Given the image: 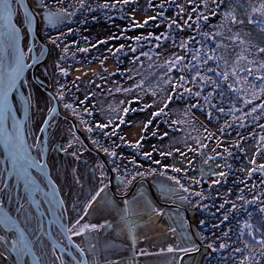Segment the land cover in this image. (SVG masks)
Wrapping results in <instances>:
<instances>
[{
	"label": "snow or ice",
	"instance_id": "snow-or-ice-1",
	"mask_svg": "<svg viewBox=\"0 0 264 264\" xmlns=\"http://www.w3.org/2000/svg\"><path fill=\"white\" fill-rule=\"evenodd\" d=\"M135 2L136 0H115L113 4L105 3L101 7L108 9ZM209 2L210 0H200L199 3L197 0H186V4H178L176 0H162L158 7L164 9L166 4L174 5L177 9L175 16L166 17L163 12H159L157 16L148 17L143 23L134 21V26L142 28L149 20L159 17L160 22L166 26L167 34L153 36L149 33L148 36L125 37L134 39L138 45L141 40L150 42L154 39L157 41V49L161 48L162 41H170L173 48L179 50L166 55L162 63L149 65L163 69L156 87L165 92V97L159 101L162 106L151 113V118L143 128L146 130L154 119L167 116L168 112L165 110L169 109L172 102L179 101L184 105L183 119L165 120L164 123L169 124V127L184 124L190 131L179 141L170 144L167 150L157 149L153 145V151L143 152V157L150 161L151 165L159 166V170L150 166L146 170L147 175L164 178L156 182L160 199L154 200L147 193L138 192L131 199H124L122 206L111 205L107 214L101 213L103 223H100L85 218L91 215L90 210H95L94 205L108 187L103 184V172L100 180L102 186L98 189L93 186L94 194L90 195L79 210L76 201H71V212L75 215H69L70 210L66 206L65 198L60 194L61 188L57 187L50 176L49 162L45 159L46 142L42 144L41 138L35 135L30 126V113L33 109L40 110L39 100L32 91L23 97L21 106L26 117L23 121L17 119L18 110L14 108V90L18 85L23 87L30 84L25 77V70L39 63L37 58L27 55L22 48L23 28L14 23V17L23 9L21 24L27 26V33L33 31V23L36 22L37 39L43 36L45 44L60 48L62 53L66 54L69 46L65 44L61 48L62 38L73 34L75 30H60L56 36H53L51 31L57 30L66 20L74 17L77 11L84 8V0H79V8L75 11L68 10L71 5L57 7L53 11L46 0H35L32 6L25 4L24 0H0V264H137V255L155 258L151 264H184L185 257L200 253L201 247L211 253L231 249L232 255L221 257L224 264H264V190L257 192L256 184L249 186L246 180L241 179L233 181L238 192L235 200L222 198L223 202L216 206L215 198L211 195L214 186L227 183L233 171L232 164L227 163V160L238 158L237 153L247 159V165L235 171L242 172L249 179L258 173L260 184L264 186V162L257 160V157L264 160V122H261L264 121V0H235V3L233 0H211L215 8H210ZM57 3L62 4L63 0H57ZM201 4L204 11L199 10ZM187 5H194L190 13ZM222 6L223 11L217 13V9ZM210 15L218 16L217 23L210 25ZM37 16L42 18L41 21H36ZM41 25L47 26V30ZM193 29L196 35H188L185 38L183 33ZM120 38L115 35L109 37L111 40ZM84 39L87 41V37ZM73 43L78 44V41ZM107 43L108 40L98 41V44ZM32 45L36 46V39ZM33 46H24L28 54L33 52ZM96 47L97 44H91V48ZM125 47V44H120L114 52L111 48L108 51L113 56L117 53L126 55ZM129 50L133 54L137 52L136 47L129 46ZM77 51L88 53L90 49L78 47ZM40 55L43 56L44 52L41 51ZM160 56V52L150 54L140 51L138 56L133 55L131 63L140 62L141 57H147L151 61L153 57L158 60ZM28 59L33 60L32 65L26 62ZM107 59L105 56L104 60ZM104 60L100 61L101 64ZM54 69L64 77L69 75L68 69L58 62L54 63ZM126 71L131 72L132 69ZM100 78L106 79L103 76ZM76 79L79 80L80 77ZM128 79L134 80V77L129 75ZM73 84L79 91V85L75 81ZM161 84L165 87H161ZM135 87L143 89L144 80L136 81ZM64 88L65 86L61 85L57 90L59 101L65 99ZM116 91L132 92L133 88L117 86ZM144 91L146 94L150 91L154 99L151 104L140 108V111L153 108L157 104V90L150 86ZM45 103L50 105L51 101L46 100ZM78 103L83 105L85 101L80 100ZM123 103L121 101V104ZM63 107L73 116H80L73 108V103H64ZM56 111V108H47L49 119L42 121L44 125L50 126V119ZM84 111L89 116L93 114L87 107ZM112 111L123 113L118 119L120 124H124V116L136 109L123 107L113 108ZM201 116L212 125L211 128L201 121ZM80 122L82 125L87 123L83 118ZM113 123L111 120L108 123H96L94 127H87L86 130L89 133L99 130L109 136L104 130ZM257 128L259 132L256 131ZM45 131L44 127H39V132ZM174 131L183 132L184 129L176 128ZM232 131L236 133V137L224 146L226 141L223 137H230ZM111 135H116L115 127ZM152 135L156 136L157 132L154 131ZM28 136H32V143L28 142ZM166 137H169L168 131H164L159 139L163 141ZM249 138L254 141L251 155L249 150L243 147ZM73 139L79 140V137L73 133ZM120 139L123 141L124 138ZM206 141H214L215 145L210 148ZM92 143L98 142L93 140ZM175 143H181L182 147H176ZM72 147L73 142L69 141L68 147L63 151L67 152L68 148ZM130 147L141 148L142 144L137 141ZM33 148L36 149L35 155ZM219 148L223 150L217 151ZM233 149L236 150L235 153ZM103 151L111 157L117 155L115 151L109 152L107 148ZM154 152H158L164 160L173 158V162L166 164L162 159H155ZM210 152L212 154H209ZM177 154L179 160L176 159ZM71 155L79 159L76 151ZM217 157L225 160V164L217 163ZM196 158L199 159L198 165ZM132 163L135 164V161ZM98 167L103 169L104 165L100 164ZM113 170L119 172V168ZM169 172L172 175H169ZM146 173L137 171L130 180L125 177L120 179L126 188L137 176L143 179ZM205 178L211 181L207 193L202 189ZM75 183L80 185L79 177H75ZM186 183L189 186L186 187ZM193 185L201 190L196 191ZM245 189L254 193L251 199L245 196ZM232 194V189L226 193L227 196ZM207 200L213 201L211 206L204 203ZM177 201L179 205L174 211H168L161 206L168 203L176 205ZM184 205L188 206L185 211L191 210L194 214L208 211L212 219L218 222L209 225L208 221L201 219L200 230L192 233L180 214V206ZM226 205L230 207L226 208ZM253 206L255 212L251 210ZM211 207H215L216 212H211ZM112 212H115V216L109 219ZM217 212L221 214L220 217L216 216ZM145 216L147 226L155 235L149 236L147 232L141 235L149 242L150 248L158 249L156 251H150L148 248L137 249V229ZM254 219H257L256 224L252 222ZM161 221L166 223H160ZM233 221L235 228L232 227ZM226 222L227 230H224L221 225ZM109 229L115 231L117 237L130 239L131 245L105 242L101 247L100 233ZM216 230H220L221 235H217ZM208 231H211L210 236L203 234ZM74 237H80L81 242L75 243ZM65 241L67 243H64ZM58 247L60 255L56 254ZM71 248H74L78 255L73 254ZM125 248H130L133 253L126 258L121 252V249ZM65 250H69L68 255L72 258L70 262L65 260ZM237 255L239 259H236ZM114 256L121 258L114 259Z\"/></svg>",
	"mask_w": 264,
	"mask_h": 264
},
{
	"label": "rangeland",
	"instance_id": "rangeland-1",
	"mask_svg": "<svg viewBox=\"0 0 264 264\" xmlns=\"http://www.w3.org/2000/svg\"><path fill=\"white\" fill-rule=\"evenodd\" d=\"M157 1H162V0H136L135 3H132L130 5H133L136 12L146 13L148 11L149 3L150 2L151 3H153V2L157 3ZM184 1H185L184 4H186V0H184ZM46 2L52 7L53 11H55L57 7H68L69 5L72 6V0H63L62 4H58L57 0H46ZM233 2L235 3V0H233ZM30 3H31V5H34L35 0H30ZM209 5H210V7L215 8V4L211 3V0L209 2ZM192 7H193V5H187L188 12H191ZM221 11H223V6L220 9H217V13H219ZM130 12H131L130 15L134 14V11H130ZM22 18H23V12L20 9L18 16L15 17V21L19 25L18 27L23 28V32H22L23 48L25 50V53L27 55H30L27 53V48L24 47L25 45L29 46V36L27 33V28H26L27 26L21 24ZM39 19L41 21L42 18L39 17ZM217 20H218V16H211L210 15V25L217 23ZM66 23H67V20H66L65 24L60 25L57 30H52L51 34L53 36H56L59 34L60 30L67 32V29H65L66 27L64 28ZM41 26H44L47 30V26H45V25H41ZM109 26H110L109 20L105 19V22H103V24H102V28H103V31H105V32L107 31L106 35L110 31ZM25 33H27V35H25ZM87 35H89V32L87 33ZM183 35H184V37L187 38V36L189 35V31H186L185 33H183ZM69 38H71L70 34L66 38H62L61 48L65 44H67V41ZM47 45L49 46V50H51V51L48 52L47 60L41 66L40 75L44 76L46 81L49 83V85L56 90H58L61 85L65 86V88H64L65 99L63 101H60V105L63 107L64 103H73L74 109H76V111L80 113V116L77 117V116H73L70 111L63 109V111L66 114L70 115L69 116L70 118H72V116L75 118V120L78 124V127H79L78 129H80L81 133L83 134L85 139L89 142V144L94 148V150L101 152L103 154V156L105 157V159L107 160L109 167L113 173V179H112L113 189L112 190L115 191L117 198L121 199V197H119V196L125 195V193H127L133 187L134 183L137 182V185L135 186V188H133L134 190L132 192L133 193L132 196L129 198H126V199H131L133 196H136L138 194V192L147 193L148 196H150L154 200H155V198H154L155 196L157 199H160L158 188L156 187V181H159V180L164 179V178L158 177V176L157 177L149 176V177H151L150 180L153 183V184H150L149 181L138 180V178L136 177V179L132 182L133 185L130 184L126 188L123 186L121 179H120V177H125L126 179L130 180V179H132L133 176H135V174H133V172H132L133 168H131L132 170L130 169L131 165H130L129 159L126 162L125 159L123 158V154H125L128 158V156H130V154L135 153L134 151H137L138 152V153H136L137 156L140 155L141 158H144L143 152H145L142 150V149H144L143 147L135 148V147H127L126 146V149H124L121 146L122 143L129 145V146L135 145L137 141H140L141 144L142 143L147 144L148 142L152 143L153 140H156L160 136L159 134H158V136H151V137L147 138V141H148L147 142L146 139H144V140L142 139V138L147 136L146 132H144V128H143L142 123H135L134 122L130 125H127L128 123L131 122L132 119L133 120L137 119V117L135 115H136V113L140 112L139 109L141 108V107L139 108V106H141V105H140V103H138V101L135 102V107L133 108V109H136L135 113L129 112L127 116H124V119H125L124 124L119 123L118 127L116 124V127H115V125H113L112 128H107L104 130V132L109 133V136H105L99 130H94L92 133H89V132H87L86 128L87 127H94V125L96 123H108L107 116L115 115V113H117V112L112 111V109L113 108L121 109V105H122L121 101H124V102L126 101L125 104L127 105V103H128L127 98L128 97L134 96L137 100V98L140 96V97H142L143 101H150L152 103L154 98L152 97L150 91L147 94L144 91V89H149L150 86H151V88H155L158 92L157 97H155V99L157 100L156 105L162 106L159 103V101H161L165 97V92L159 91V88H157L156 85H157V79H158L159 75H161L163 73V69H157L155 66L149 67V65L150 64L155 65L157 63H162L163 59L166 55H169L173 51H179V50L173 48L171 43H167V44L163 45L157 51V52L161 53V56L158 60H157V58L153 57V60H151V61L147 60L145 63H143L142 65L137 66L135 68V70L133 71V73L131 75L134 77V80H129V79L123 78V80L119 81L118 83L116 82L117 86H119L121 88L132 87L133 88L132 92H124V91L117 92L115 90L113 92L108 91L105 94V92H102V91H100V89H98V90H95L96 95L90 94V96H87L88 99H85V96L91 92L90 91V90H92L91 88H95L94 83H89L90 81H93V77L95 75H98L99 73H102L106 76H109L108 75L110 73L109 71H113L116 69L117 65L115 64V62H113L112 60H109V61H106L103 64H101L100 61L103 60V59H101V60H98L97 62H95L94 64H90V65H87L83 62L73 63L75 61V59L74 60L72 59V61H70L71 59H68L69 57L67 55H65V53H62L60 48H54V46H52L50 44H47ZM35 49H36V52H40V46L37 44V42H36ZM56 62L60 63L61 66L68 69L69 75L67 77L62 76L61 74H59L58 71H56L54 69V63H56ZM137 72H139V74H137ZM53 73H54V75H53ZM153 73H155V75H153ZM77 77H80V79L77 80L76 79ZM140 80H144V88L143 89H137L135 87V82L140 81ZM28 81L30 82V84L27 85L28 92L32 91L33 94L37 97V99L39 100V109H40L39 111H37L36 109H33L32 112L30 113V116H31L30 126L32 128V131L35 133V135L36 136L39 135V137L41 138V143H42V137H41V132H39V127H43L42 121L47 116V108L52 107L53 102H52V99L50 98V96L43 90V88L39 87L31 79H29ZM74 81L77 85H79L80 91H77L76 87L73 84ZM161 87H165V86H163V84H161ZM165 91H167L166 88H165ZM46 100L51 101L50 105H46V103H45ZM80 100H84L85 103L83 105L79 104L78 101H80ZM34 103H35V101H34ZM85 107H87L90 111H92V113H93L92 116H89L88 113L84 111ZM183 108H184V105L182 103H180L179 101L175 102L174 104L172 103V104H170L169 109L165 110L166 112H168V115L158 117L155 119L156 121H154L152 123V125L156 122L158 123L157 125H167L166 131L169 132V137H166L163 141L159 140L160 142L156 140L157 142L160 143V145L162 146L161 148L163 150H167L170 144H172L174 141H179L181 139V137H183L188 131H190L188 126L184 125V124H179V125H174L172 127H169L168 124L164 123L165 120L171 121L172 117H174V120H182L183 119V116H182ZM59 110H60V108H59ZM152 112H154V110H151L149 112L148 108H146L144 111H142L145 118H150ZM58 114H62L61 110H60V113H55L53 115V118L50 119V126L51 125L53 126V128L51 129L52 133L56 134L55 144H58V145L60 144L61 149H62L61 151H58V149H56L54 147L52 150L53 153L48 155L47 160H48L49 165L51 167L50 169H51L52 179L53 180L55 179L54 182L56 181L59 188H61V194H62V197L65 198L66 206L69 208V205H70L69 215H75V213L71 212V201H76L77 210L82 208L84 203L90 197V195L94 194L93 193V186H95L96 189H98L99 187L102 186L100 183V180H101V173L103 172V175H104L103 184H106L108 187L106 188L104 193H101V197L98 198V202L94 205L95 210H90L91 215H89L88 217L85 218L86 220H91L93 222H100L101 223V221H102V219L100 218L101 213L107 214V212L110 210L111 205H115L116 207L122 206L123 200H121L119 202L112 195L113 192H111V190L109 188V180H110L109 179L110 178L109 170L105 166V164L102 162L98 153L96 152L97 153V155H96V154H92L90 151H88V148L82 143V141H81L80 137L78 136L76 130H74V132H73V128L75 127L73 122L70 120H69L70 122H67L66 120L60 119L62 117H59ZM131 116H132V118H131ZM81 118H83V120L87 122L86 125L81 124V122H80ZM200 119L208 127H210V128L212 127L211 124H208L205 117L201 116ZM213 123H215V122H213ZM113 127H115L117 137L120 136V137L124 138L123 141L118 140V138H117V140H115V143H117V145H119V147H117V148H119V150L117 151L116 160H114L113 157L109 156L104 151H101L100 149H98L97 145L92 143L93 140H97V138L98 139L100 138V140L102 139L103 145L105 142H107L109 145L112 146L114 136L111 135V132H112ZM47 128H48L47 129V134H48L49 125H47ZM149 128H150V126L148 127V129ZM176 128H183L184 131L183 132L174 131V129H176ZM229 131H231V130H229ZM256 131L259 132L260 130L257 128ZM73 133H75L76 137H79V140H75V142L73 143V146L75 145L76 148L75 149H73V147L68 148V151L65 152V151H63V149L68 147L69 141H71V138L73 139ZM192 134L196 135V133H192ZM108 137H111L110 140L108 139ZM235 137H236V133L234 131L231 132L230 137L229 136L223 137V139L226 141L224 146H227V142H229L231 139H233ZM206 143H209L210 148L215 145L214 141H212V142L206 141ZM253 143H254V141L250 138L247 140L246 143L243 144V147L249 149V147L252 146ZM175 146L176 147H182V144L181 143H175ZM144 150L148 151L147 149H144ZM221 150H223V149L222 148L217 149V151H221ZM73 151L77 152V154L79 155V159H77L76 157L71 155V153ZM209 154H212V153L210 152ZM249 155H251V151H249ZM189 156H191V154H189ZM236 156L238 158H235V157L232 158L233 171L229 175L227 183H223L222 185H216V186H214V190L212 189L211 195L216 199V202H215L216 206H218L220 203L223 202L222 198L235 200V196L238 194V192L236 190V186L233 183L234 180L243 179V180H246L247 182L251 181V179L244 176V174L242 172L235 171L236 169H239L242 166L247 165V159L244 158L243 155L237 153ZM155 159H162L163 162L166 164H171L173 162V158H171V157L164 160L163 158H161L158 155L157 157H155ZM176 159L179 160L178 154L176 156ZM257 160H258V162H264V160H262L260 157H257ZM217 163H220L222 165L225 164L224 160L221 158H217ZM227 163H230V162L227 161ZM241 163H242V165H241ZM100 164L104 165L103 169L98 167V165H100ZM112 164H114V165L116 164V166L119 167V172L113 170V169H116V167H111V166H113ZM124 164H127V166L123 167ZM198 164H199V159L196 158V165H198ZM150 166L156 167L157 170H159V166L151 165V164H150ZM221 170H227V169H221ZM168 174L172 175L171 172H169ZM197 175H198V173H197ZM254 176H255V179H257L258 176L257 175H254ZM75 177H79L80 185H77L75 183ZM205 179H208V178H205ZM182 182H185V181L182 180ZM205 182L206 181H204L203 184ZM203 184H202V189L207 193L208 187H205V185H203ZM149 185L151 186V188L149 187ZM185 186L187 187V186H189V184L186 183ZM242 186L244 187V185H240V187H242ZM260 186L258 185L257 187H260ZM192 187L196 191L201 190L200 187H197L195 185H193ZM229 189H232V191H233V194L231 196L226 195V193ZM245 190H247V189H245ZM217 191L219 192V195H217ZM256 191L258 192V189H256ZM253 194L254 193H251V195H253ZM207 203H210V200H208ZM178 205H179V201H177L176 205L168 203L166 205H161V206L165 207L168 211H174ZM187 207H188L187 205L180 206V214L184 217V222L190 226V231L192 233H195V232L199 231L198 226H197V224H199V221L201 219H205V218H201V217H203L202 214H204V213H201V212L197 213L196 212L194 214L191 210H187L188 215H186L184 209ZM112 216H115V212H112V215L109 217L112 218ZM116 219L118 220V217H116ZM143 219H145V218H143ZM145 220H147V219H145ZM206 220H208V219H206ZM160 223H163V222L161 221ZM209 223L211 224V223H213V221L210 220ZM103 233H105V235H108V234H110V235L113 234L114 236L116 235V232L111 230V229H109L107 232L103 231ZM153 233H154V231L151 230L149 236L154 237L155 234H153ZM209 233L210 232L208 231V232H204L203 234L208 236ZM74 238L76 240H78L79 242H81L80 237H74ZM138 241H140V239ZM107 242L112 243V242H110L109 238L107 239ZM130 245H131V243H130ZM139 248H148L150 251L158 250L155 248H150L149 242L142 240V239L137 246V249H139ZM121 252H122V255L124 258L133 254L131 252L130 248L121 249ZM205 252L206 251L203 249V247H201L200 253H193L190 256H186L185 260H184V264H203L202 263L204 260L203 254ZM114 257H115V259L121 258V257H117V256H114ZM154 260H155V258L141 257L139 255L136 256L137 264H151V262Z\"/></svg>",
	"mask_w": 264,
	"mask_h": 264
},
{
	"label": "trees",
	"instance_id": "trees-1",
	"mask_svg": "<svg viewBox=\"0 0 264 264\" xmlns=\"http://www.w3.org/2000/svg\"><path fill=\"white\" fill-rule=\"evenodd\" d=\"M114 2H115V0H84L85 7L80 9L79 11H77V13L74 17H70L67 20L66 25L64 26V28L66 27L65 29L72 28L75 30V32L73 34L74 36L72 34H70L71 38H69L67 41V44L69 46V50L65 55H67L69 57L68 59H71L70 61H72V59L73 60L75 59V61L73 63L83 62L87 65H90V64H94L98 60H101V59L104 60V57L107 56L108 59L104 60V62L112 60L117 65L115 70L109 71L110 73H116V75H109L110 73L108 74L109 76H106L102 73L95 75L93 77V81H95V83H94L95 88H91L92 89V90H90L91 92L88 93V95H86V96H90V94H92V93H95V95H96L95 90H98V89H100V91H102V92H105V94L109 90H111L110 92L115 91L116 87H117L116 82L118 83L119 81L123 80V78L128 79V76L132 75L133 71L135 70V68L137 66H140L143 63H145L147 60H149L147 57H141L140 62H138L136 64H132L131 60L133 58V55L138 56L140 54V51H146V52H149L151 54L152 52H157L160 49V48L159 49L156 48L157 41H155L154 39H152L150 42L147 40H141L139 45H138L134 39H126L125 38V37H135V36H148L149 33H152L153 36L160 35L161 33L167 34L166 26L164 23L160 22V18L158 17L156 20H149L148 24L142 28L135 27L134 21L139 22V23H143V21L145 19H147L148 17H151V16H157V13H159V12H163L164 16H166V17H173V16H175V13L177 11V9L175 8L174 5L169 6L167 4L165 5L164 9H161L158 6L161 4L162 1H157V3H154V2L151 3L150 2L149 6H148V11L146 13H144V12L139 13V12L134 11V14H132V15H130V13H131L130 11H133L134 7H133V5H130V4L129 5H117L114 8H108V9H104L101 7L105 3L113 4ZM184 2H185L184 0H176V3H178V4H184ZM199 2H200V0H197V3H199ZM209 7H210V5H209ZM78 8H79V0H72V7L68 8V10L69 11H75ZM210 8H212V7H210ZM89 9H91V11ZM199 10L204 11L202 4H201ZM193 18H195V17H193ZM105 19L109 20V25H110L109 26L110 31L107 33V35H106L107 31L106 32L103 31V28H102V24H103V22H105ZM185 19H186V17H185ZM84 21H87V22L84 23ZM157 25H159V27H157ZM188 31H189V35H193V36L196 35V32L194 29L188 30ZM88 32H89V35H87ZM114 35L119 36L121 38L118 40L109 39V37L114 36ZM177 35H180V34H177ZM84 37H87V41H85ZM42 38H43V36H42ZM197 39H199V37H197ZM100 40H108V43L107 44H98V41H100ZM73 41H78V44H74ZM167 43H171V42L170 41H162L161 47ZM91 44H97V47L91 48ZM120 44L126 45V47L124 49V53H126V55L121 54V53H117L116 56H113L112 53H110L108 51V49L111 48L114 52L115 49L117 47H119ZM129 46L136 47L137 52L135 54H133L129 50ZM78 47H88L90 49V51L88 53H80L77 51ZM74 53H75V55H73ZM128 69H132V71L131 72L126 71ZM101 76L106 77V79L102 80L100 78ZM127 99H128L127 105L125 104L126 101L125 102L123 101L124 103L121 105V108L128 107L130 109H133L135 107V102H137V101L141 105V106H139V108L144 107L146 104H151L150 101H143L142 97H140V96L137 98V100L134 96L128 97ZM175 102H177V101H174L172 103L174 104ZM158 107H160V106L155 105L153 108H148L149 112L151 110L156 111ZM129 112L135 113V111H129ZM117 113H115V115L107 116L108 122L110 120L114 122L109 128H112L113 125H115V127H116V124L117 125L119 124L118 116H123V113L122 112H117ZM135 116L137 117V119H134V120L132 119L131 122L128 123L127 125H130L134 122L135 123H142L144 125L151 118V117L145 118L142 111L136 113ZM131 118H132V116H131ZM172 120H174V117H172ZM154 121H156V120L154 119L153 122ZM222 122H223V118L221 119V123ZM261 122H264V121H261ZM157 124L158 123L156 122L153 125L152 124L149 125L150 130L148 128L146 130L144 129V132H146L147 136L144 137L143 140L146 139V141H147V138L153 136L152 133L154 131L157 132L156 136H158V134L161 135L164 131H166L167 125H157ZM168 126H169V124H168ZM110 138L111 137H108L109 140H110ZM117 138H118V140H121L120 136L117 137V134L114 135L112 146L109 145L107 142L104 143V145H105L104 146L102 143V139L100 140V138L99 139L97 138V140H95L98 142L95 145H97V148L100 149L101 151H103L104 148H107L109 152L115 151L117 153V151L119 150V148H117V143H115V140H117ZM156 140L159 141L160 139L157 138ZM156 140H153L152 143H149L147 141L148 145L146 143H142V147L144 149H147L148 151H153L152 146L155 145L157 149L163 150L161 148L162 146L159 143L160 141L157 142ZM121 146L124 149H126V146L130 147L129 145H126L123 143ZM144 149H142V150L146 151ZM248 150L251 151V146L249 147ZM233 151L236 152L235 149H233ZM134 152L135 153L130 154V156H128V158L125 154H123V158L125 159L126 162L129 159L130 165H131L130 169L133 168V170L131 169L133 174H136L137 171L146 173V170L150 167L151 162L146 160L145 158H141L140 155L137 156V154H136V153H138L137 151H134ZM158 155H159L158 152L153 153L154 158L157 157ZM217 158H219V157H217ZM113 159L116 160V156L113 157ZM133 160L135 161V164L132 163ZM227 161H229L232 164V158L228 159ZM224 162H226V161L224 160ZM112 165L113 166H111V167L119 168L118 166H116V164L115 165L112 164ZM241 165H242V163H241ZM125 166H127V164H124L123 167H125ZM255 175L258 176L257 179H255V176H253L251 178V181L247 182L249 186L251 184H256L257 186L261 185L259 174L257 173ZM137 178H138V180L149 181L150 184H153L152 181L150 180L151 177H149V175H147V173L143 179L139 176H137ZM205 180H206V182L203 185H205V187H208L209 181H208V179H205ZM256 189H258V191H262V190H264V186L261 185L260 187H257ZM213 190H214V188H213ZM245 196L248 199L252 198L251 192H248L247 190H245ZM207 201H204V203H207ZM215 202H216V199H215ZM212 203H213V201L210 200V203H207V204H209L211 206ZM227 207H230V206L226 205V208ZM251 210H253L255 212V206H253V208ZM210 211L216 212V208L211 207ZM203 213H204V214H202L203 217H201V218H205V220L208 219V220H206L208 222L210 220L213 221V223L218 222V221L212 219L210 212L206 211ZM216 216L220 217L221 214L217 212ZM109 218L112 219L111 217H109ZM144 218L147 219V216H145ZM145 219H143L139 222L141 226L137 229V235L139 236L140 241H141V239L144 240L143 236L141 234L147 232V234L149 235L151 232L150 227L147 226V224H146L147 220H145ZM162 222L166 223V221H162ZM252 222L254 224H256L257 219H254ZM101 223H103V220L101 221ZM209 225H210V223H209ZM197 226H198V230H200L201 226L199 224H197ZM235 226H236L235 221H233L232 227L235 228ZM221 228L224 230H227V222L224 225H221ZM216 231H217V235H221L220 230H216ZM209 232L210 233L208 234V236L211 235V231H209ZM99 238H100L101 247L104 246V244H105V242H107L108 238L110 239V242L126 243L127 245H130V243H131L130 239H126L125 237H117V235L114 236L113 234L112 235H110V234L105 235V233H103V231H101ZM233 239H234V237H233ZM138 240H137V246L140 242ZM228 243H232V241H228ZM234 246H242V245H234ZM109 251H111V249H109ZM203 255H204V260L202 262L203 264H224V261L221 259V257H229L232 254H231V249H228V250H225L223 252H216V253H211V251L208 250ZM117 257H121V256H117ZM113 258L115 259V257H113ZM236 259H239L238 255L236 256Z\"/></svg>",
	"mask_w": 264,
	"mask_h": 264
},
{
	"label": "water",
	"instance_id": "water-1",
	"mask_svg": "<svg viewBox=\"0 0 264 264\" xmlns=\"http://www.w3.org/2000/svg\"><path fill=\"white\" fill-rule=\"evenodd\" d=\"M24 2H25V4H27V5H29V6H32L31 3H30V0H24ZM21 10H22V12H23V9H21ZM36 21H37V22L40 21L39 16L36 17ZM14 23H16V21H15V17H14ZM16 24H17V23H16ZM17 26H19V25L17 24ZM26 28H27V27H26ZM36 29H37V23L34 22V23H33V31H32L31 33H28V36H29V46H33V45H32V42H33L34 39H36L37 44L40 46V52L43 51V52H44V55L41 56V55H40V52H36L35 46H33V52L31 53V56L34 57V58H37V59L39 60V63L36 64V65H34L33 67H31V71H32V78H31V79H33V81H34L39 87L43 88V90H44L45 92H47V93L50 95L51 98H53V105H52V108H56V109H57L56 113H60L59 106H58V102H57V98H56L54 92L51 90L49 84H46V83L42 82V81L37 77V67H38L39 65L44 64V63L46 62V60H47V56H48V52H49V46H48L47 44H45L44 39L42 38V36L39 37V38L37 39ZM21 46H22V48H23L22 40H21ZM24 51H25V50H24ZM26 62H27L29 65H32V64H33V60H32V59L27 60ZM27 70H28V69L25 70V77H26V72H27ZM21 83H22V82H21ZM20 88H21V86L18 85V86H17V89H15V90H19ZM15 90H14V91H15ZM54 114H55V113H54ZM54 114H53V115H54ZM17 119H18V118H17ZM45 119H49V117L46 116ZM18 120H19V119H18ZM71 121H72L73 124L75 125V130H76L78 136L82 139V141H83L84 144L86 145V147L89 148L90 150L95 151L94 148H93V147L89 144V142L85 139V137H84L83 134L81 133L80 129H78L79 127H78V124H77L76 120L71 119ZM43 127L46 129V131H45L44 133H42L43 144L46 142V145H47V141H46V140H47V129H48V128H47V125H44V124H43ZM97 153H98V155L100 156L102 162L105 164V166H106V167L108 168V170H109V176H110V178H109V179H110V180H109V188H110L111 192L114 193V190H112V189H113V184H112L113 173H112V170L110 169L109 164H108L107 160L105 159V157L103 156V154H102L101 152H99V151H97ZM45 159H46V153H45ZM51 178H52V177H51ZM53 181H54V180H53ZM56 185H57V184H56ZM136 185H137V182H135L134 185H133V187L129 190V192H127V195H122V196H119V197H121V198H126V197H128L129 195H131L132 192H133V190H134L133 188H135ZM57 187H58V186H57ZM149 187L151 188L150 185H149ZM151 191H152V190H151ZM152 193H153V192H152ZM154 198L157 199L156 196H155ZM163 205H166V204H163ZM182 209H183V208H182ZM184 211H185V209H184ZM185 213H186V215H188V212H187V211H185ZM74 242H75V241H74ZM75 243H76V242H75ZM73 249H74V248H73ZM74 250H75V249H74Z\"/></svg>",
	"mask_w": 264,
	"mask_h": 264
},
{
	"label": "flooded vegetation",
	"instance_id": "flooded-vegetation-1",
	"mask_svg": "<svg viewBox=\"0 0 264 264\" xmlns=\"http://www.w3.org/2000/svg\"><path fill=\"white\" fill-rule=\"evenodd\" d=\"M31 55V54H30ZM28 60H30V59H28ZM43 64H41V65H39L38 67H37V77L42 81V82H44V83H46V84H49L47 81H46V79H45V77L44 76H42V75H40V73H41V66H42ZM26 78H27V80H29V79H31L32 78V71H31V68L30 69H28L27 70V72H26ZM45 79V80H44ZM32 81H33V79H31ZM34 82V81H33ZM35 83V82H34ZM50 86V85H49ZM50 88H51V90L54 92V94H55V96H56V98H57V90L56 89H54V88H52L51 86H50ZM29 92H28V87H27V85H24L23 87H21L19 90H15L14 91V96H15V103H14V108H16L18 111H17V118L19 119V120H21V121H23V120H25L26 119V117H25V115H24V111H23V108H22V106H21V100L23 99V97L24 96H26L27 94H28ZM47 93V92H46ZM48 94V93H47ZM49 95V94H48ZM50 96V95H49ZM51 98V97H50ZM52 99V102H53V98H51ZM57 102H58V106H59V108H60V110H61V113L62 114H58L59 115V117H62V118H60V119H62V120H66L67 122H70L71 121V119H74L75 120V118L72 116V118H70L69 116L70 115H68V114H66L64 111H63V109H64V107H62L61 105H60V101L57 99ZM53 105V104H52ZM74 108V107H73ZM66 117V118H65ZM70 120V121H69ZM9 123H11V122H9ZM53 128V126L51 125V126H49V130H48V134H47V151H46V160L48 159V155L49 154H51V153H53V148L55 147L56 149H58V151H61L62 149H61V146H60V144L58 145V144H55V138H56V134H54V133H52V129ZM74 130H75V127L73 128V132H74ZM39 136V135H38ZM41 137H42V133H41ZM81 139V138H80ZM71 141L74 143L75 142V140H73L72 138H71ZM81 141H82V139H81ZM28 142L29 143H32L33 142V138H32V136H28ZM60 143V142H59ZM82 143L84 144V142L82 141ZM42 144H43V138H42ZM76 144V143H75ZM85 145V144H84ZM86 146V145H85ZM76 147H75V145L73 146V149H75ZM55 150V149H54ZM88 151H90L92 154H96L97 155V151H92V150H89V148H88ZM35 153H36V149L35 148H33V154L35 155ZM48 161V160H47ZM51 167H50V165H49V170H50V176H51V169H50ZM52 177V176H51ZM55 180V179H54ZM55 183H56V181H55ZM57 184V183H56ZM133 185V184H132ZM57 186H58V184H57ZM58 188H59V186H58ZM129 192V191H128ZM61 194V193H60ZM133 194V193H132ZM132 194L131 195H129L128 197H126V198H129V197H131L132 196ZM113 196H114V198L117 200V201H121V200H124V199H126V198H117V195L115 194V191H114V193L112 194ZM61 196H62V194H61ZM120 199V200H119ZM69 209H70V205H69ZM74 239V241L76 242V243H80L78 240H76L75 238H73ZM64 243H67V241H65ZM63 245H60V247H62ZM68 251L69 250H65V252L63 253V255H64V257H65V260L67 261V262H70L71 261V256H69L68 255ZM70 251L73 253V254H76V252H75V250L73 249V248H71L70 249ZM57 255H60L61 253H60V251H59V247H58V249H57V253H56ZM76 255H78V254H76Z\"/></svg>",
	"mask_w": 264,
	"mask_h": 264
},
{
	"label": "built area",
	"instance_id": "built-area-1",
	"mask_svg": "<svg viewBox=\"0 0 264 264\" xmlns=\"http://www.w3.org/2000/svg\"><path fill=\"white\" fill-rule=\"evenodd\" d=\"M206 181V180H205ZM208 181H209V179H208ZM210 182V181H209Z\"/></svg>",
	"mask_w": 264,
	"mask_h": 264
}]
</instances>
